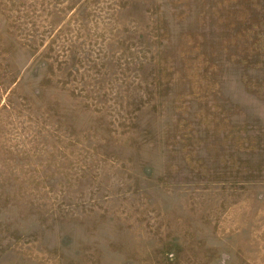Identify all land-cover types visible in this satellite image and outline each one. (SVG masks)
<instances>
[{"label":"rangeland","instance_id":"rangeland-1","mask_svg":"<svg viewBox=\"0 0 264 264\" xmlns=\"http://www.w3.org/2000/svg\"><path fill=\"white\" fill-rule=\"evenodd\" d=\"M0 264H264V0H0Z\"/></svg>","mask_w":264,"mask_h":264}]
</instances>
